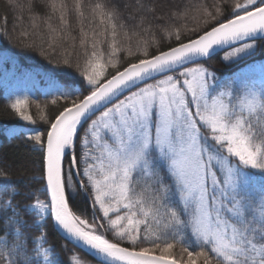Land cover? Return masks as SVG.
I'll use <instances>...</instances> for the list:
<instances>
[{
	"label": "trees",
	"instance_id": "trees-1",
	"mask_svg": "<svg viewBox=\"0 0 264 264\" xmlns=\"http://www.w3.org/2000/svg\"><path fill=\"white\" fill-rule=\"evenodd\" d=\"M263 6L264 0H0V193L19 213L14 223L8 221L10 210H0V264H39L31 257L40 237L59 264H101L66 241L50 217L35 225L28 211L36 201L46 200L44 148L51 126L65 110L127 67ZM243 49L245 54H235ZM259 64H264V41L216 54L189 69L201 66L208 71L213 93H218L234 77L246 83L242 70ZM245 86L239 91L234 87V95ZM102 113L79 129L72 153L63 160L64 193L75 217L93 225L112 245L180 264H264V105L238 116L255 162L246 170L249 190L239 196L242 208L233 223L244 249L233 262L195 238L193 214L153 154L148 171L129 178L128 208L108 216L101 213L96 193L83 176L91 163L86 156L90 149L83 143L88 124ZM72 158L82 188L74 180Z\"/></svg>",
	"mask_w": 264,
	"mask_h": 264
},
{
	"label": "rangeland",
	"instance_id": "rangeland-1",
	"mask_svg": "<svg viewBox=\"0 0 264 264\" xmlns=\"http://www.w3.org/2000/svg\"><path fill=\"white\" fill-rule=\"evenodd\" d=\"M245 53V49L235 52L238 56ZM242 73L248 88L234 95V87L243 89L246 80L234 77L226 90L213 93L208 71L201 66L187 68L176 77L136 90L88 124L83 145L90 149L86 156L91 163L83 176L91 183L96 206L104 216L128 208L129 178L134 172L146 173L153 154L167 168L184 206L192 212L195 238L227 261L243 253L233 223L242 208L239 196L249 190L246 170H252L255 161L238 116L264 105V64ZM73 148L74 142L70 152ZM2 209L13 214L9 222L19 221V213L1 192ZM28 211L39 226L51 216L47 200L36 201ZM77 219L84 230L101 237L93 225ZM34 243L31 259L59 264L42 237Z\"/></svg>",
	"mask_w": 264,
	"mask_h": 264
},
{
	"label": "water",
	"instance_id": "water-1",
	"mask_svg": "<svg viewBox=\"0 0 264 264\" xmlns=\"http://www.w3.org/2000/svg\"><path fill=\"white\" fill-rule=\"evenodd\" d=\"M255 41H264V6L215 27L189 43L127 67L56 119L45 142L44 189L51 205L54 227L66 241L101 264H180L173 259L132 251L107 242L96 243L78 229L67 206L63 190L62 162L66 153L62 152L61 140L67 129L75 122L81 120L84 124L132 90L198 64L213 55ZM72 172L79 185L74 162Z\"/></svg>",
	"mask_w": 264,
	"mask_h": 264
},
{
	"label": "bare ground",
	"instance_id": "bare-ground-1",
	"mask_svg": "<svg viewBox=\"0 0 264 264\" xmlns=\"http://www.w3.org/2000/svg\"><path fill=\"white\" fill-rule=\"evenodd\" d=\"M81 124H82V121L79 120L67 129L66 133L64 134V136L61 140V149H62L63 153L70 151V149L73 145L75 134H76V132L79 129ZM74 220H73L74 224L78 227V229H80L83 233H85V235L88 236L90 239H92L94 242L100 243V244L105 243L104 239H102L101 237L94 235V234H91L88 231L84 230L82 224L76 218H74Z\"/></svg>",
	"mask_w": 264,
	"mask_h": 264
}]
</instances>
